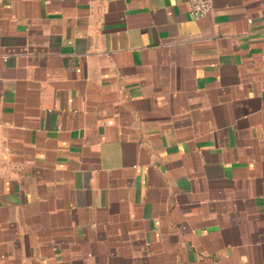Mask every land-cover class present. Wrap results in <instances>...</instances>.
<instances>
[{"label": "crops", "instance_id": "1", "mask_svg": "<svg viewBox=\"0 0 264 264\" xmlns=\"http://www.w3.org/2000/svg\"><path fill=\"white\" fill-rule=\"evenodd\" d=\"M0 0V264H264V0Z\"/></svg>", "mask_w": 264, "mask_h": 264}, {"label": "built area", "instance_id": "2", "mask_svg": "<svg viewBox=\"0 0 264 264\" xmlns=\"http://www.w3.org/2000/svg\"><path fill=\"white\" fill-rule=\"evenodd\" d=\"M188 7L194 18H202L213 11V0H190Z\"/></svg>", "mask_w": 264, "mask_h": 264}]
</instances>
